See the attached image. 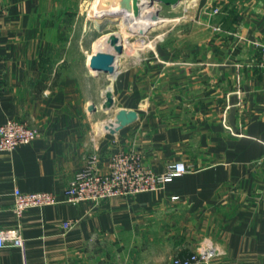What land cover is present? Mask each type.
Masks as SVG:
<instances>
[{"label": "crops", "instance_id": "1", "mask_svg": "<svg viewBox=\"0 0 264 264\" xmlns=\"http://www.w3.org/2000/svg\"><path fill=\"white\" fill-rule=\"evenodd\" d=\"M71 3L0 0V125L40 130L0 152V227L20 226L26 242L1 248L0 264H174L208 244L210 264H264V0H183L190 13L175 21L190 30L161 32L148 54L119 64L110 110L104 91L89 93L95 79L73 75L67 32H53L58 6ZM120 108L138 118L112 133ZM121 150L156 172L190 170L158 191L65 200L90 155L107 173ZM14 188L60 202L18 216Z\"/></svg>", "mask_w": 264, "mask_h": 264}, {"label": "built area", "instance_id": "2", "mask_svg": "<svg viewBox=\"0 0 264 264\" xmlns=\"http://www.w3.org/2000/svg\"><path fill=\"white\" fill-rule=\"evenodd\" d=\"M260 69L264 77V43L260 44ZM40 136V130L25 120L10 119L0 125V152H12L17 147L29 144ZM99 156L88 157L83 168L76 172L64 188L65 200L71 203L89 201L99 203L114 196H134L138 193L158 191L174 177L190 170L184 162L169 164L164 171L156 172L141 162V154L137 151H117L109 161V171L99 172L97 165ZM14 210L18 216L32 207L55 205L60 198L49 191H24L14 188ZM177 198V196H174ZM76 220L69 219L63 223L69 229ZM16 246L25 250L26 242L20 226L13 228L0 227V249ZM214 256L212 245L203 246L199 251L188 256L176 257L174 264H210ZM27 264V263H25Z\"/></svg>", "mask_w": 264, "mask_h": 264}, {"label": "rangeland", "instance_id": "3", "mask_svg": "<svg viewBox=\"0 0 264 264\" xmlns=\"http://www.w3.org/2000/svg\"><path fill=\"white\" fill-rule=\"evenodd\" d=\"M96 3L97 0H72L71 4L59 5L58 11L54 14L56 29L53 32H67L73 75L84 73L85 76L88 75L89 78L95 79L99 83L98 90H92L90 87L89 93L97 92L101 100V91H105L115 79H112L109 73L94 75L87 65L88 56L95 52L93 46L95 39L109 32H118L124 43V52L118 62L119 64H128L139 58L140 55L148 54L149 50L154 48L159 41L161 32H167V30H170L169 32H180L181 30L186 32L191 27L187 21L186 23L175 21L177 16L190 13V11L183 10V5L172 9L168 5L156 3L154 8L160 10L158 16L164 19V22L140 35L137 31L127 27L119 16L98 19L95 10ZM62 40L64 41V38Z\"/></svg>", "mask_w": 264, "mask_h": 264}, {"label": "water", "instance_id": "4", "mask_svg": "<svg viewBox=\"0 0 264 264\" xmlns=\"http://www.w3.org/2000/svg\"><path fill=\"white\" fill-rule=\"evenodd\" d=\"M182 1L183 0H149V2L146 3V0H126V8L134 12L136 17H140L142 15L143 8L146 5L160 3L177 7ZM159 12L160 10H158V13ZM109 33H111V43L114 47V51L100 50L94 54L90 68L96 71V74H114L117 71L116 63L124 52V43L118 32ZM104 96L105 102L103 108L105 110L112 109L115 105L113 88H107ZM92 107L94 108V106H91V109ZM137 118L138 112L136 110L120 108L116 113L115 124L107 127L112 133H115L134 122Z\"/></svg>", "mask_w": 264, "mask_h": 264}, {"label": "bare ground", "instance_id": "5", "mask_svg": "<svg viewBox=\"0 0 264 264\" xmlns=\"http://www.w3.org/2000/svg\"><path fill=\"white\" fill-rule=\"evenodd\" d=\"M147 2H149V0H146V3ZM155 4L156 3L144 6L140 17H136L134 12L126 8V0H97L95 10L98 19L103 20L105 17L113 18L119 16L123 19L122 22L125 23L127 27L133 31H137L140 35H143L153 26L164 22V19L158 16V10L154 8ZM93 46L95 52L91 53L87 59V64L89 66H91L92 58L96 52L100 50L114 51V47L111 43V33L99 36L94 40ZM116 66L117 71L114 74H110L112 79H116L118 75L119 62L116 63ZM92 72L96 74V71L92 70ZM109 87L113 88V84H110L108 88Z\"/></svg>", "mask_w": 264, "mask_h": 264}]
</instances>
